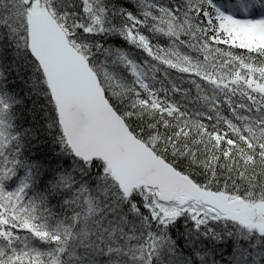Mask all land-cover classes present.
I'll return each instance as SVG.
<instances>
[{"label": "snow or ice", "instance_id": "1", "mask_svg": "<svg viewBox=\"0 0 264 264\" xmlns=\"http://www.w3.org/2000/svg\"><path fill=\"white\" fill-rule=\"evenodd\" d=\"M0 264H264V0H0Z\"/></svg>", "mask_w": 264, "mask_h": 264}]
</instances>
